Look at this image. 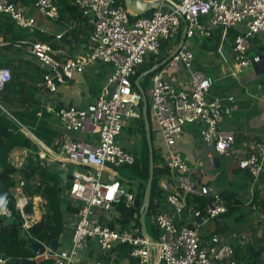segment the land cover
Returning a JSON list of instances; mask_svg holds the SVG:
<instances>
[{
    "label": "built area",
    "instance_id": "2783aa9c",
    "mask_svg": "<svg viewBox=\"0 0 264 264\" xmlns=\"http://www.w3.org/2000/svg\"><path fill=\"white\" fill-rule=\"evenodd\" d=\"M146 1L153 4L152 8L138 15L123 0H35L30 5L32 12L14 0H0V15L7 16L27 34L38 29L37 14L57 21L61 8L67 4L77 7L91 25L85 51L75 57L57 58L49 41H24L25 52L43 71V87L48 92H56L58 85L70 81L89 65L103 63L109 68L97 94L86 106H58L44 101L36 112L37 117H54L67 131L84 132L90 137L88 140L64 138L57 152L38 141L36 157L41 163H56L64 171L71 165L68 196L77 209L68 244L52 252H47L46 245L44 258L50 260L49 264H115L119 248L126 245L129 249L125 256L132 259V264H247L236 256L234 247L221 234L211 232L204 237L205 227L228 213V206L201 181L196 166L176 144L184 127L194 124L200 140L212 152L224 154L232 148L235 131L224 130L220 124L237 108L235 98L210 97L214 79L195 66L194 50L218 30L220 44L210 53L234 64L232 77L247 67L259 68L264 73V0ZM77 18L69 29L77 24ZM231 29L237 30L232 40ZM181 30H185L182 46L167 63L159 66L162 43H175ZM150 61L155 67L147 92L150 118L163 160L159 165L166 169L159 181L164 205L150 217L157 229L156 238L152 237L153 247L135 222L139 213H134V221L126 227L109 225L121 199L128 206L136 200L135 189H129L131 180L121 175L118 168L132 165L137 155L119 144V136L142 115L139 107L142 95L132 80ZM179 68L187 75L183 83L179 81ZM10 80V69L0 66V90ZM0 109L10 115L1 103ZM205 155V163L214 165L212 153ZM238 165L251 176L245 204L252 211H261L254 196L259 186L264 189V136L249 143ZM13 194L21 228L28 232L40 218L35 210H26L28 196L19 188ZM196 198L205 199L201 206ZM2 204L0 216L13 217L6 203ZM231 236L239 245H245V232H234ZM91 243L103 255L82 261L80 255ZM10 259L0 254V264Z\"/></svg>",
    "mask_w": 264,
    "mask_h": 264
},
{
    "label": "crops",
    "instance_id": "0c3cea01",
    "mask_svg": "<svg viewBox=\"0 0 264 264\" xmlns=\"http://www.w3.org/2000/svg\"><path fill=\"white\" fill-rule=\"evenodd\" d=\"M14 2L25 8L29 7L30 12H32L30 4L25 3L26 0H14ZM5 18L6 17L0 15V24ZM74 19L70 11L63 6L60 10V19L57 21L49 20L37 14L38 29L34 34H27L14 25L21 39L14 41L12 44H9L8 41H4L0 32V64L6 62H9L11 65L22 63L23 69L26 71H28L30 65L31 67L32 65L33 67H37V71L32 72L30 76L27 74L21 75L20 81L24 83L20 86V92L14 95L11 102L3 103L0 101L4 109L10 113V115H8L0 109V115L6 114L14 119L19 124L20 131L31 139V148L15 147L9 153V161L22 171L27 169L29 158H36L40 143L51 148L54 152H57L64 138L80 140H88L90 138L89 135L84 132L65 130L60 123L50 115L37 117L34 114L41 109L44 101L53 102L58 106H86L97 94L106 78L109 68L103 63L89 65L83 72L77 73L70 81L58 85L56 92L50 93L43 87L42 69L34 62V59L25 52L24 41L40 40L49 41L56 52V57L59 59L83 54L91 25L88 23L87 19L77 18V24L69 29ZM60 34L62 35L58 38L57 36ZM61 38H63V40H61ZM5 45H10V48L7 49ZM198 49L201 52L195 55V66L202 69L207 75L212 76L214 79V84L210 89V97L232 95L235 98L237 108L233 110L229 118H225L220 124L221 128L224 130L234 129L235 143L227 153L217 155L204 146L198 136L196 125L188 124L184 127L182 137L176 144L177 149L189 158L191 164L196 166V173L201 178V181L215 193L218 195L221 193H232L235 197L246 200V197H249L248 191L251 186V176L246 169L238 165V161L244 156L252 140L264 136V84L263 76H260L263 71L259 68L247 67L238 76L230 77L225 73V68H223L226 66H223L218 59L215 58L213 62L202 57L203 54L210 53V51L201 50V48ZM28 63H30L29 66ZM254 73L257 77L253 80L250 76ZM178 75L181 83L186 81L187 75L183 69L178 71ZM149 85L150 81H148V89ZM11 111L22 112V116L26 122L21 123L11 114ZM23 126L29 129L33 136L26 132ZM124 130H126L127 135H130L129 131H127V127H125L123 131ZM35 133H38V136ZM38 141L40 143H38ZM134 146L135 144L132 146L125 145L123 147L131 149V147ZM207 152H211L214 159L215 157L218 158L217 163L215 162L214 165L205 163V154ZM24 165L25 167L23 168ZM44 165H47L51 171H56L59 174V183L63 186L60 200L64 208L66 224L65 231L61 236L62 240L59 241L57 246V248H62L69 242L72 225L76 218V212L72 211V209L75 208L74 202L68 196V185L63 184V177H61L63 174L69 173L71 165L66 171L60 170L56 163ZM14 178L18 180V183L12 190L15 191L16 188H19L23 193L21 188L23 183L21 175L16 173ZM62 192H64L65 195H63ZM255 193L264 197V189L260 186ZM32 201L33 210H35L37 216L41 218L44 200L40 196H34ZM189 203L192 205V202ZM162 205H164L163 201L161 202V207H163ZM234 213L236 214L233 220L230 218L231 213H226L211 225L205 227L204 237H207L211 232L221 234L234 247L236 256L242 259L244 256L261 250L264 246V213L261 211H252L245 203ZM241 231L245 232L247 235L246 243L242 246L231 236L232 233ZM263 251L264 250H262V252ZM102 255L103 253L98 246L95 243H91L80 255V259L85 261L101 257ZM43 259H45L44 255H41L36 258V262ZM132 263V259L126 256L118 257L115 261V264Z\"/></svg>",
    "mask_w": 264,
    "mask_h": 264
},
{
    "label": "trees",
    "instance_id": "16d2710c",
    "mask_svg": "<svg viewBox=\"0 0 264 264\" xmlns=\"http://www.w3.org/2000/svg\"><path fill=\"white\" fill-rule=\"evenodd\" d=\"M35 0H26L25 3L32 4ZM72 14L74 18H82L78 8L71 5H65ZM0 32L3 36L4 41H8L12 44L14 41L21 39L16 32L13 22H11L8 17L3 20L0 24ZM237 33L236 29H231L229 32V39L232 40ZM179 38V35H178ZM178 40V39H177ZM177 42V41H176ZM220 44V37L218 30H215L210 37L205 38L200 43L201 50L214 51ZM172 44L164 42L161 45V54L159 61H162L167 57L174 48L170 46ZM8 49L10 45H5ZM171 47V48H170ZM30 63H28L29 66ZM0 66H6L10 68L11 80L5 84L2 90H0V101L11 102L16 93L20 92V86L24 83L20 81V77L23 74H30L37 71V67H28V71L23 69V64L19 63L16 65H11L9 62L1 63ZM153 66V62L145 63L137 75L133 78V86L137 87L136 80L139 78V85L143 88L146 93V87L143 83V77L150 76V69ZM146 73V74H145ZM148 85V82L146 81ZM138 88V87H137ZM140 110L142 109V101L140 102ZM1 111V110H0ZM11 114L17 118L21 123H25V119L22 116V112L11 111ZM142 114V112H141ZM36 115V113L34 114ZM147 118L150 122V132L153 136V124L150 118L149 104L147 105ZM127 131L130 133L141 132L143 136L142 145L139 147H132L130 150L137 155L135 162L132 165H126V169L129 171V178L132 181H140L138 189L136 190L132 185L130 190L135 189L137 204L128 206L125 199H121L119 203L116 204L114 218L109 225L113 227L115 224L119 225L121 228L126 227L132 221H134V213H139V206L142 203L145 185L149 175L148 168V145L145 137L144 129V119L143 116L139 119L134 120V125L127 127ZM38 136V133H35ZM154 146V177L152 181L151 194H150V204L148 212L145 216L146 228L149 235L156 238L157 229L154 228L152 223L148 222L151 215L159 210L161 205L162 193L159 188V181L164 175L166 169L160 166L162 157L157 150L155 144ZM15 147H28L31 148V139L26 137L22 131H20L19 124L9 117L8 115H0V198L5 202L6 205L11 209L13 217H3L0 216V253L9 256L11 259L7 261L6 264H23L25 259L33 258L34 254L29 247V239L38 240L46 245H49L53 240L61 237L65 231V214L64 208L60 200V194L63 186L59 183V174L56 171H51L47 165L38 160L29 158L28 167L25 171L17 168L9 161V153ZM19 173L22 180V191L30 198L29 204L26 207L28 212L33 211V201L34 196H40L43 200V213L41 218L32 224L25 232L21 228L19 214L14 206V194L13 188L17 185L18 180L14 178V175ZM123 181V180H122ZM20 182V181H19ZM124 182V181H123ZM131 183H128L130 185ZM220 196L225 200L228 206V213L237 212L240 206L246 202L239 197H235L234 194H224L221 193ZM200 206L204 202V198H196ZM254 200L260 205L262 213H264V197L255 194ZM192 202V199H189ZM73 212L77 209L73 208ZM137 224H140L139 218L135 219ZM129 249L128 246L123 245V248H119V257L125 256V253ZM247 264H264V255H262V249L253 252L248 256L242 257ZM49 259H43L36 262L35 264H49Z\"/></svg>",
    "mask_w": 264,
    "mask_h": 264
},
{
    "label": "water",
    "instance_id": "95a60500",
    "mask_svg": "<svg viewBox=\"0 0 264 264\" xmlns=\"http://www.w3.org/2000/svg\"><path fill=\"white\" fill-rule=\"evenodd\" d=\"M125 6L132 12L138 15L146 14L148 11L152 8L153 4L147 2L146 0H123ZM158 5L166 6V3H156ZM185 38V30L182 32V36L179 39L178 44L176 47L173 49V51L165 57L160 63L159 66H162L163 64L167 63L172 56L180 49V47L183 44ZM63 40V38H61ZM155 67H152L150 69V72L154 71ZM146 74V73H145ZM137 87L139 92L142 95V116L144 119V129H145V137H146V142L148 145V168H149V175L148 179L145 185L144 189V195L142 199V203L139 206V222H140V227H141V233L142 235L146 236L150 241L151 245L150 247H153V239L147 232L146 228V221H145V216L146 213L148 212L149 204H150V194H151V187H152V181L154 177V146H153V141H152V136L150 132V122L149 119L147 118V105H148V100L146 97V93L143 90V88L138 84L139 80L136 81ZM214 161L217 163L218 158L215 157ZM25 165L23 166V168ZM22 168V169H23ZM61 177H63V184L64 185H69L70 181L72 180V175L71 173H66L63 174ZM137 204V199L135 200L134 205ZM3 206V204H1ZM62 240V237H59L55 240H53L49 245H48V251L44 243L35 240V239H29V247L33 251L34 257L35 258H29L25 259L23 261V264H35L36 263V258L44 255V253L47 252H52L53 250L57 249L59 241ZM154 264V263H151Z\"/></svg>",
    "mask_w": 264,
    "mask_h": 264
},
{
    "label": "rangeland",
    "instance_id": "374dc122",
    "mask_svg": "<svg viewBox=\"0 0 264 264\" xmlns=\"http://www.w3.org/2000/svg\"><path fill=\"white\" fill-rule=\"evenodd\" d=\"M184 25H183V23H182V26H181V29L183 30V27ZM182 30H181V33L179 34V38H178V40H177V42H175V43H173L172 45H170V46H172V48H175L176 47V45L178 44V42H179V39L181 38V36H182ZM18 34V33H17ZM19 35V34H18ZM19 37H20V35H19ZM171 48V47H170ZM194 52H195V55H196V53H200L201 51L199 50V49H197V48H195V50H194ZM217 56L218 55H213V54H209V53H205V55L203 54L202 55V57L204 58H206L208 61H213L215 58L217 59ZM215 61V60H214ZM213 61V62H214ZM179 70H182L181 68H179ZM264 75V73H261L260 74V76H263ZM241 77V76H240ZM253 80L254 79H256V74L254 73L253 75H251L250 76ZM143 83H144V86L146 87V97H147V100H148V103H149V96H148V94H147V91H148V86H147V84H146V81L148 82V81H150V76L148 75V76H145L144 75V77H143ZM130 125H134V121H132L131 122V124ZM153 129H154V132H153V136H154V140H153V144H155V146L157 147V150H158V145H157V143H156V134H157V132H156V129H155V126H154V124H153ZM36 132V131H35ZM130 133V132H129ZM131 136V137H130ZM142 142H143V136H142V133L141 132H135V133H130V135H127V132H126V130H124L123 132H122V134L119 136V144L121 145V146H125V145H129V146H132V145H136V147H139V146H141L142 145ZM132 148V147H131ZM158 152H159V150H158ZM118 170H119V172L121 173V175H123V176H125L126 178H129V171L126 169V167H120V168H118ZM213 171V170H212ZM205 173V172H204ZM206 175V174H205ZM205 175H204V177H205ZM106 176V173L104 174V177ZM139 183H140V181H138V180H136V181H134V182H132L130 185H132L136 190L138 189V186H139ZM63 193V195H65V193L64 192H62ZM246 199H248L247 197H246ZM235 214L236 213H231L230 214V218H231V220H233V218H234V216H235ZM148 222L149 223H151V219H149L148 218ZM212 224V223H211ZM211 224H209V225H211ZM262 250H264V246L261 248ZM262 255H264V251L262 252Z\"/></svg>",
    "mask_w": 264,
    "mask_h": 264
},
{
    "label": "bare ground",
    "instance_id": "6f19581e",
    "mask_svg": "<svg viewBox=\"0 0 264 264\" xmlns=\"http://www.w3.org/2000/svg\"><path fill=\"white\" fill-rule=\"evenodd\" d=\"M209 54L216 55L215 53H209ZM217 59H218V61H220L222 63L223 66H226V67H223V68H225V73L227 75H229L230 77H232L231 73H233V70H234V67H235L234 64L233 63H229V62L228 63L224 62L219 56H217Z\"/></svg>",
    "mask_w": 264,
    "mask_h": 264
},
{
    "label": "clouds",
    "instance_id": "9594fccd",
    "mask_svg": "<svg viewBox=\"0 0 264 264\" xmlns=\"http://www.w3.org/2000/svg\"><path fill=\"white\" fill-rule=\"evenodd\" d=\"M3 203V201L2 200H0V204H2Z\"/></svg>",
    "mask_w": 264,
    "mask_h": 264
}]
</instances>
